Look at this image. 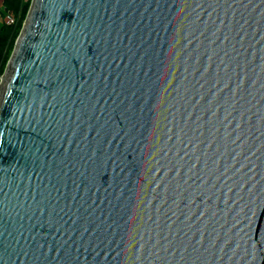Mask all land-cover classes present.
Masks as SVG:
<instances>
[{
  "label": "water",
  "instance_id": "1",
  "mask_svg": "<svg viewBox=\"0 0 264 264\" xmlns=\"http://www.w3.org/2000/svg\"><path fill=\"white\" fill-rule=\"evenodd\" d=\"M0 264H264V0H30Z\"/></svg>",
  "mask_w": 264,
  "mask_h": 264
},
{
  "label": "trees",
  "instance_id": "2",
  "mask_svg": "<svg viewBox=\"0 0 264 264\" xmlns=\"http://www.w3.org/2000/svg\"><path fill=\"white\" fill-rule=\"evenodd\" d=\"M9 8L17 12L21 10L20 19L16 27H7L5 25L1 26L0 30V75L3 72L5 64L8 60L10 52L12 50L14 41L18 32L21 28L22 22L25 18L26 12L29 7L30 0L22 2V0H5Z\"/></svg>",
  "mask_w": 264,
  "mask_h": 264
},
{
  "label": "built area",
  "instance_id": "3",
  "mask_svg": "<svg viewBox=\"0 0 264 264\" xmlns=\"http://www.w3.org/2000/svg\"><path fill=\"white\" fill-rule=\"evenodd\" d=\"M21 10L15 12L9 8L5 0L0 1V23L7 27H16L20 19Z\"/></svg>",
  "mask_w": 264,
  "mask_h": 264
},
{
  "label": "crops",
  "instance_id": "4",
  "mask_svg": "<svg viewBox=\"0 0 264 264\" xmlns=\"http://www.w3.org/2000/svg\"><path fill=\"white\" fill-rule=\"evenodd\" d=\"M1 1V0H0ZM1 26H3L1 23H0V30H1Z\"/></svg>",
  "mask_w": 264,
  "mask_h": 264
},
{
  "label": "rangeland",
  "instance_id": "5",
  "mask_svg": "<svg viewBox=\"0 0 264 264\" xmlns=\"http://www.w3.org/2000/svg\"><path fill=\"white\" fill-rule=\"evenodd\" d=\"M24 1H26V0H22V2H24Z\"/></svg>",
  "mask_w": 264,
  "mask_h": 264
}]
</instances>
